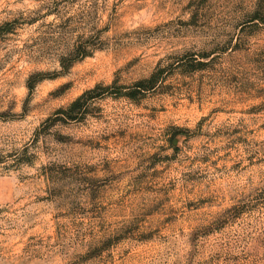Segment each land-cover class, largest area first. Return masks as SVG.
I'll list each match as a JSON object with an SVG mask.
<instances>
[{
    "label": "rangeland",
    "instance_id": "obj_1",
    "mask_svg": "<svg viewBox=\"0 0 264 264\" xmlns=\"http://www.w3.org/2000/svg\"><path fill=\"white\" fill-rule=\"evenodd\" d=\"M0 264H264V0H0Z\"/></svg>",
    "mask_w": 264,
    "mask_h": 264
},
{
    "label": "trees",
    "instance_id": "obj_2",
    "mask_svg": "<svg viewBox=\"0 0 264 264\" xmlns=\"http://www.w3.org/2000/svg\"><path fill=\"white\" fill-rule=\"evenodd\" d=\"M147 82L149 80H146ZM96 90V89H95ZM95 90H90L89 93H93ZM84 95H81L80 97L76 98L74 101H72L65 109H60L59 111L63 113L67 117H74V109L76 106L80 105L82 98Z\"/></svg>",
    "mask_w": 264,
    "mask_h": 264
}]
</instances>
